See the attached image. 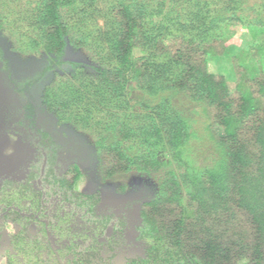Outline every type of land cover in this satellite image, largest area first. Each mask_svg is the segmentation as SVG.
<instances>
[{
  "label": "trees",
  "instance_id": "16d2710c",
  "mask_svg": "<svg viewBox=\"0 0 264 264\" xmlns=\"http://www.w3.org/2000/svg\"><path fill=\"white\" fill-rule=\"evenodd\" d=\"M104 1L0 0V9L29 7L38 38L31 35L29 44L46 54L39 70L12 82L0 49L8 82L24 97L18 110L36 149L24 177L0 182V237L6 223L19 226L7 237L23 264H264V1L251 20L244 8L238 12V0H106V9ZM213 3L220 7L202 15L199 6ZM3 17L0 10V28ZM219 22L251 27L259 36L253 62L241 50L229 56L232 86L208 70L209 57L231 50L233 30L220 38L211 33ZM69 49L85 51L88 61L69 57ZM65 63L73 80L44 86L41 99L48 110L55 104L73 111L65 119L76 125L91 120L100 127L101 177L163 170L156 195L139 207L135 240L142 252L134 256H123L130 222L101 211L100 192L75 188L80 166L72 162L61 171L65 145L37 127L32 87ZM133 90L149 99L131 104ZM175 94L201 107L202 125L174 107ZM94 109L103 119H94ZM51 236L63 241L59 248Z\"/></svg>",
  "mask_w": 264,
  "mask_h": 264
},
{
  "label": "rangeland",
  "instance_id": "374dc122",
  "mask_svg": "<svg viewBox=\"0 0 264 264\" xmlns=\"http://www.w3.org/2000/svg\"><path fill=\"white\" fill-rule=\"evenodd\" d=\"M238 1V12L240 13L244 8L245 10L242 11L243 15H246L247 20H251L258 15L256 10L259 11L260 4L264 0ZM101 7L107 8L106 0L101 4ZM199 7L202 15H208L212 13V10L218 9L220 4L213 3L209 9L204 8L203 4ZM247 7L249 9H246ZM28 8L27 5L13 3L10 7L0 9L4 12L3 22L1 21L2 27L0 28V49L2 57L7 61L12 82L28 78L33 71L36 72L41 68L46 59V54L43 53L40 45L32 48L29 44L28 38L31 35L34 39L38 40V38L35 35V31L29 27L28 21H30L31 16ZM97 22L98 25L103 26L102 19ZM222 25L219 22L211 30V33L220 38L229 34V30H233L229 41L230 44L227 47V49L231 48V50L224 56L209 57L207 60L208 70L224 75L227 78L228 85L232 86L234 72L229 56L235 51L241 50L248 61L253 62L251 51L259 36L258 32L251 27L240 25L222 27ZM70 50L72 49H69V53ZM136 54L139 55L138 53ZM69 55L74 60L88 61L87 53L82 50L71 52ZM2 65L3 62L0 59V182L5 178L13 177L19 179L24 177L23 175L27 172L30 162L35 160L34 156L36 153L31 134L23 130L27 120L22 117L23 113L18 110L20 103L23 104L24 97L22 93H18L12 88V84L7 79L6 73L8 69L7 71L4 70ZM70 69L71 67L68 63L58 65L43 76V80L39 83L40 85L32 87L31 100L36 106L37 127L41 126L51 131L55 138L65 145V149L58 157L61 171L66 169L72 162H76L80 166L82 176L76 182L75 188L82 192L94 190L100 192L101 203L99 204V209L103 212L112 210L115 213H122L125 216V220L130 222L122 238L126 242V250L123 252V256L128 258L142 252V248L135 240V224L138 223L139 207L142 201L156 195L163 170L156 174H145L132 170L125 175L117 174L107 179L101 177L95 154V140L100 127L96 128L91 120L89 122L90 126L76 125L71 120L65 119V116L73 111L70 112L69 109L63 111L55 104H52V110H48L41 99V90L44 86L50 88L56 86L59 82L65 83L73 80ZM89 73H92V71ZM164 94H168V91L164 92ZM143 97L149 99L147 95H143L140 91L133 90L130 97L131 104ZM185 100L181 95L175 94L171 97V103L180 111L182 116L195 117L197 121L193 125H202L204 116L201 112V107ZM91 108L93 109V107ZM93 112H95L94 119L98 117L103 119V114H100V111L94 109ZM19 121L24 123L20 124ZM205 141L208 143V140ZM194 145L196 144L194 143ZM197 154L199 155L198 152ZM206 154L210 155V158L206 159L207 164H209L212 154L208 149L205 152ZM197 156L195 157V159L197 158L196 162L203 164L201 156ZM166 158L169 159V156H166ZM168 168H175V162L171 161ZM122 185V190H119ZM3 227L2 237H0V264H7V258L11 259L12 264H23L20 256L13 249H9L8 243V237L19 228L18 225L8 222ZM50 242L55 248H59L63 241L59 240L57 236H51ZM119 259L120 261L124 260L120 256Z\"/></svg>",
  "mask_w": 264,
  "mask_h": 264
},
{
  "label": "water",
  "instance_id": "95a60500",
  "mask_svg": "<svg viewBox=\"0 0 264 264\" xmlns=\"http://www.w3.org/2000/svg\"><path fill=\"white\" fill-rule=\"evenodd\" d=\"M30 232H31V234L35 233V225L34 224L30 225Z\"/></svg>",
  "mask_w": 264,
  "mask_h": 264
},
{
  "label": "flooded vegetation",
  "instance_id": "af4514ba",
  "mask_svg": "<svg viewBox=\"0 0 264 264\" xmlns=\"http://www.w3.org/2000/svg\"><path fill=\"white\" fill-rule=\"evenodd\" d=\"M31 225V224H30ZM30 225H29V227H28V229H29V232H30ZM19 227V226H18ZM4 228V227H3ZM18 230V229H17ZM31 233V232H30ZM35 234V233H34Z\"/></svg>",
  "mask_w": 264,
  "mask_h": 264
}]
</instances>
